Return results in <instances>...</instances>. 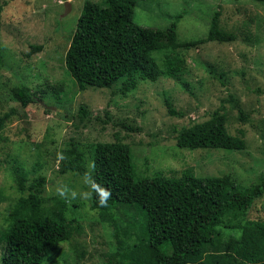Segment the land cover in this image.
Here are the masks:
<instances>
[{
    "label": "rangeland",
    "instance_id": "374dc122",
    "mask_svg": "<svg viewBox=\"0 0 264 264\" xmlns=\"http://www.w3.org/2000/svg\"><path fill=\"white\" fill-rule=\"evenodd\" d=\"M65 1L70 4L67 13ZM85 1L0 0V115H7L0 131V221L18 195L11 175L17 165L27 169L30 179L37 173L46 175L45 197L78 202L71 213L81 233L62 242L60 251L44 264H102L114 252L112 228L99 222L89 207L88 178L58 171L72 142L84 148L88 159L91 144L122 138L131 148L139 176L190 169L197 176L231 174L251 186L264 172V0H136L132 20L138 25L164 28L172 15L182 13L178 38H202L219 8L222 26L238 38L181 47L186 66L180 79L161 76L154 82L141 81L126 95L119 92L120 83L80 90L65 67L64 56ZM247 30L257 40L246 41ZM31 45L42 49L30 52ZM20 83L38 99L23 108L9 91ZM230 95L245 120L227 101ZM167 101L181 115L170 114ZM216 109L226 114L230 133L242 131L244 148L176 145L177 128L207 120ZM248 217L264 220V195L254 201ZM80 252L83 255L77 258Z\"/></svg>",
    "mask_w": 264,
    "mask_h": 264
},
{
    "label": "trees",
    "instance_id": "16d2710c",
    "mask_svg": "<svg viewBox=\"0 0 264 264\" xmlns=\"http://www.w3.org/2000/svg\"><path fill=\"white\" fill-rule=\"evenodd\" d=\"M135 5L136 0L84 2L64 56L65 67L80 90L120 83L119 92L126 95L141 81L154 82L161 76L180 79L186 66L178 51L181 47L238 38L222 26L219 8L210 18L206 36L180 40L176 26L182 13L172 15L164 28L141 26L132 20ZM244 37L249 41L255 35L247 30ZM41 49L42 45H31L30 52ZM9 91L22 108L38 100L25 84ZM233 98L230 95L227 101L245 120ZM166 103L170 114L181 115ZM80 114L85 116L84 108ZM6 117L0 115V131ZM175 132L176 145L185 149L234 150L246 144L242 131L238 135L228 131L226 114L220 109L209 119ZM132 158L129 144L119 137L91 144L88 159L84 148L72 142L59 161V173L88 178L89 207L99 222L112 228L114 252L102 264H264V220L248 217L254 201L264 195V172L251 186L231 174L197 176L190 169L139 176ZM41 167V162L36 163V169ZM11 172L18 195L0 221V264H44L60 251L62 242L81 233L71 213L78 202L45 197L43 173L30 179L20 165ZM105 192L110 196L106 198ZM76 255L80 258L83 252Z\"/></svg>",
    "mask_w": 264,
    "mask_h": 264
},
{
    "label": "water",
    "instance_id": "95a60500",
    "mask_svg": "<svg viewBox=\"0 0 264 264\" xmlns=\"http://www.w3.org/2000/svg\"><path fill=\"white\" fill-rule=\"evenodd\" d=\"M64 5H65V13H67L70 10V4L67 1H65Z\"/></svg>",
    "mask_w": 264,
    "mask_h": 264
},
{
    "label": "clouds",
    "instance_id": "9594fccd",
    "mask_svg": "<svg viewBox=\"0 0 264 264\" xmlns=\"http://www.w3.org/2000/svg\"><path fill=\"white\" fill-rule=\"evenodd\" d=\"M62 2V1H61ZM60 2V3H61ZM108 196H110V193L108 192H105V197L107 198ZM102 206H106V199H105V202L102 204Z\"/></svg>",
    "mask_w": 264,
    "mask_h": 264
}]
</instances>
